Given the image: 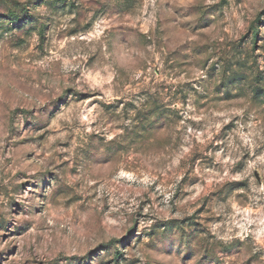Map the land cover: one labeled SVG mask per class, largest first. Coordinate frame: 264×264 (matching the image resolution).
Masks as SVG:
<instances>
[{
    "label": "rangeland",
    "instance_id": "374dc122",
    "mask_svg": "<svg viewBox=\"0 0 264 264\" xmlns=\"http://www.w3.org/2000/svg\"><path fill=\"white\" fill-rule=\"evenodd\" d=\"M0 264H264V0H0Z\"/></svg>",
    "mask_w": 264,
    "mask_h": 264
},
{
    "label": "trees",
    "instance_id": "16d2710c",
    "mask_svg": "<svg viewBox=\"0 0 264 264\" xmlns=\"http://www.w3.org/2000/svg\"><path fill=\"white\" fill-rule=\"evenodd\" d=\"M17 10H19V9H17ZM9 12H10V14L12 15V18H11V19L15 21V20L17 19V17H18V16L15 14L17 11H16V12H14V11L11 12V11H9ZM255 36H256V35H255Z\"/></svg>",
    "mask_w": 264,
    "mask_h": 264
}]
</instances>
